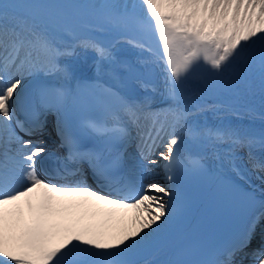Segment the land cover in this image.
Listing matches in <instances>:
<instances>
[{
    "label": "snow or ice",
    "instance_id": "snow-or-ice-1",
    "mask_svg": "<svg viewBox=\"0 0 264 264\" xmlns=\"http://www.w3.org/2000/svg\"><path fill=\"white\" fill-rule=\"evenodd\" d=\"M192 181L229 239L163 264H264V0H0V264H154Z\"/></svg>",
    "mask_w": 264,
    "mask_h": 264
},
{
    "label": "bare ground",
    "instance_id": "bare-ground-1",
    "mask_svg": "<svg viewBox=\"0 0 264 264\" xmlns=\"http://www.w3.org/2000/svg\"><path fill=\"white\" fill-rule=\"evenodd\" d=\"M85 75L86 76H89V77H91L92 76V72H91V69H90V65L88 66V67H86V71H85ZM211 102V101H210ZM223 114H221V115H219V117H221ZM200 117V116H199ZM215 117H216V114H211V116L210 117H208V118H203V120H202V123H207V124H209V125H211V124H218V123H220V120H216L215 119ZM232 118H227L226 120H228V121H232V122H238L237 120H236V117H234V116H231ZM217 118V117H216ZM243 123L244 124H248L249 123V121L247 120V118H245L244 119V121H243ZM259 120L257 119L255 122H254V126L255 127H259ZM259 234L257 233V231H256V234H255V236H254V238H253V242H252V245H253V243H258V242H260V240H257V239H259ZM153 262H154V264H160L161 263V260L160 261H158V260H156V259H154L153 260ZM248 261H246L245 260V263H247Z\"/></svg>",
    "mask_w": 264,
    "mask_h": 264
},
{
    "label": "rangeland",
    "instance_id": "rangeland-1",
    "mask_svg": "<svg viewBox=\"0 0 264 264\" xmlns=\"http://www.w3.org/2000/svg\"><path fill=\"white\" fill-rule=\"evenodd\" d=\"M211 114H212L211 111H209V112H205V113H203L200 117H201L202 119H203V118H208V117L211 116ZM216 117H217V118H216ZM216 117H215V119H216L217 121L220 120V122H221L222 119L232 118L231 116L224 117L223 115H222L221 117H219L218 115H216Z\"/></svg>",
    "mask_w": 264,
    "mask_h": 264
}]
</instances>
